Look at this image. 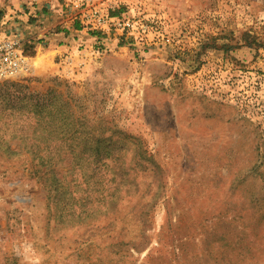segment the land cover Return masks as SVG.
Wrapping results in <instances>:
<instances>
[{"label": "rangeland", "instance_id": "obj_1", "mask_svg": "<svg viewBox=\"0 0 264 264\" xmlns=\"http://www.w3.org/2000/svg\"><path fill=\"white\" fill-rule=\"evenodd\" d=\"M93 3L0 0V264H264V0Z\"/></svg>", "mask_w": 264, "mask_h": 264}, {"label": "built area", "instance_id": "obj_2", "mask_svg": "<svg viewBox=\"0 0 264 264\" xmlns=\"http://www.w3.org/2000/svg\"><path fill=\"white\" fill-rule=\"evenodd\" d=\"M88 14L89 24L98 27L119 25L122 28H132L130 21L109 17L102 13L93 0H79ZM31 63L27 55H24L17 44L11 40H0V79L13 77L29 72Z\"/></svg>", "mask_w": 264, "mask_h": 264}, {"label": "crops", "instance_id": "obj_3", "mask_svg": "<svg viewBox=\"0 0 264 264\" xmlns=\"http://www.w3.org/2000/svg\"><path fill=\"white\" fill-rule=\"evenodd\" d=\"M75 29V31H76V33H78V34H80L79 35V37H81V38H78V40L77 41H71L72 43H71V47H73L74 45H77L79 42H82L81 40H84L85 38L83 37V34H84V30H81V29H79V28H74ZM77 35V34H76ZM63 47V46H62Z\"/></svg>", "mask_w": 264, "mask_h": 264}]
</instances>
